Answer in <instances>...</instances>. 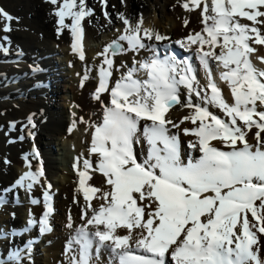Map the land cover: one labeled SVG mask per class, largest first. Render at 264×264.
I'll return each mask as SVG.
<instances>
[{"label":"snow or ice","instance_id":"1","mask_svg":"<svg viewBox=\"0 0 264 264\" xmlns=\"http://www.w3.org/2000/svg\"><path fill=\"white\" fill-rule=\"evenodd\" d=\"M46 2L58 6L54 13L58 18V34L68 29L74 41L72 49L84 60L82 21L92 16L93 10L88 8L86 0ZM102 3L106 7L107 0ZM201 4L202 32L189 34L178 43L181 47L196 46L199 62L207 75L204 88L187 59L180 60L175 55L161 58L158 54L148 61L137 62L138 67L130 68L109 87L113 57L127 50L156 53L145 41L168 39L153 30L142 29V18L141 23L133 26L121 14L124 34L98 53L104 59L95 99L100 100L107 92L110 106L103 105L102 123L93 126L89 151L98 156L96 167L93 169L88 159L83 160L82 170L77 167L79 188L87 207L81 214L85 223L76 229L68 248L75 253L71 264H100L102 252L109 254L110 264H264L261 255L264 111L257 110V105L264 107V71L251 62L250 54L255 49L249 43L264 45V33L257 27L264 25V0H210V4L208 0H190L183 7L193 11ZM0 17L9 22L3 31H11L10 22L14 18L2 10ZM105 17H108L106 11ZM237 17L252 22V26L241 24ZM121 41L126 42L127 49ZM216 48L220 49L218 53ZM7 51L0 45V52ZM213 64L220 70L219 79L230 89L234 100L231 105L216 83ZM140 70L146 79L136 78ZM182 88L186 91L183 103ZM175 105L192 109L181 123L190 120L195 125L183 131L196 137L188 147L200 155L189 156L187 161L182 159L179 138L170 134L168 127L179 125L165 119ZM212 107L228 119L210 111ZM141 121L145 122L143 126ZM29 123H32L31 117ZM253 128L257 130L256 145L247 139ZM213 141H219L228 150L217 148ZM142 143L147 146L146 154L138 155L136 146ZM28 167L31 168L30 162ZM89 170L100 172L111 186L110 191L98 197L104 201L98 209L92 207L91 200L100 189L87 185L91 179ZM43 177L42 167L18 177L0 192V208L8 205V193L24 189L31 194ZM50 190L49 184L43 192L44 211L38 221L34 218L27 221L25 232L37 226L42 235L53 230ZM31 203L36 205L40 201L32 198ZM11 216L14 219L15 213ZM67 227H73L71 216ZM118 228L125 229L127 234H118ZM15 235L14 231L0 230V241H11ZM72 244L78 248L72 249ZM25 249L30 254V241L23 249L9 251L7 260L0 257V264L9 261L20 264L21 252Z\"/></svg>","mask_w":264,"mask_h":264},{"label":"bare ground","instance_id":"2","mask_svg":"<svg viewBox=\"0 0 264 264\" xmlns=\"http://www.w3.org/2000/svg\"><path fill=\"white\" fill-rule=\"evenodd\" d=\"M109 1L108 3L107 0L105 7L102 0H86L88 8L93 10V15L86 17L85 20L82 21L84 33L81 43L85 59L81 60L78 53L76 52V54L73 49V51L70 49L74 41L69 30L63 29L58 34V18L54 14L55 9L58 7L57 5H52L46 2V0H0V10L10 14L14 18L10 22L11 31L4 32L3 29L9 22L0 17V39L5 44L9 43V45L6 44L7 46H4L8 49L7 53L5 55H0V122L5 121L6 125H10L12 129L8 136L11 142L10 148L8 150L4 148L0 154V177L2 176L6 179V183L3 184L6 186L3 187L2 185L0 187V192L12 185L13 182L25 172L29 170L36 171L41 167L44 170V177L42 179L47 178L52 181L55 172L59 173L60 171L56 169L57 163L56 160L52 158L51 148L54 140H59L62 142L60 144H63L62 146L67 153L66 163L69 167L74 168V171L69 170L70 172L64 168L62 176L60 174L58 178V180L65 182V185H62V192L63 198L66 200L65 209L66 211H71L69 212V216H71L73 227L71 229L68 228V231H70L72 235H76V229L84 225L85 221L81 222L79 218V211L81 208L83 210L86 209L87 206V202L84 200L83 193L79 188L77 167L82 170V162L84 159H88L93 164V169L96 167L98 156L90 154L89 151L92 136L94 134L93 126L102 123L105 111L103 105L107 104L110 106L108 103L110 96L107 92L101 95L100 100L95 99V92L99 83V70L104 59V57L98 55V53H102L105 46L118 39L119 35L116 34L118 30H121L120 32L124 34L125 25L119 18L120 15L123 14L129 19L130 23H132L136 17L141 22L142 18L145 29H150L167 36L168 39L163 42L145 41V43L152 45V47L157 50L156 53L162 51L167 53L168 56L174 55L173 50L177 47L176 44L181 46L178 43L179 41L185 40L189 34L201 33L204 27L202 23V13L198 8L193 11L184 9L183 4L189 0H158V3H156L154 7L150 4L149 0ZM208 2H210V0H208ZM132 5H135V8ZM202 5L203 4H201V6ZM105 11L108 13L107 18L105 17ZM151 11L163 15L165 20L171 22V26L169 28H160L159 22L155 17L150 16ZM242 20L244 21L241 24H246L249 27L252 26V22L246 19H241V21ZM185 21H187L186 26ZM65 22L71 24V21L68 19H66ZM257 27L264 33V25H257ZM141 35H143V32ZM5 36L8 37L7 40L3 39ZM97 41H103L104 43L96 46L92 45V42ZM120 43L127 49L126 42L121 41ZM249 43L250 46L255 49V51L250 54L251 62L258 70L264 71V62H261V57H264V45L255 44L251 41ZM52 44L62 48L60 55L55 54V51L51 49ZM181 48L184 49L185 53L180 49L181 57L179 59L184 60L182 56L185 55V59L190 62L194 69L201 88H204L208 82L207 75L199 62L196 46ZM219 51L220 49L216 48V52L218 53ZM141 54V51L134 52L127 50L113 57V74L110 78L109 87L114 86L116 81L124 75L125 70L133 68V66L130 67V65L133 64L134 61H140L143 58ZM55 56H60L63 60L67 61L66 63H69L73 69V74L75 71L76 74H81L80 78L76 77L72 79L73 83L68 89L60 85L61 83L66 85L68 82L66 81L67 77L62 75L63 72H59L54 61ZM153 56L154 54L152 57ZM121 58H123V60H121ZM81 61H83V63H81ZM135 64L137 66L136 62ZM197 65L200 71L196 70L195 67ZM104 67L107 66L104 65ZM213 71L216 74V83L222 90L224 99L230 105L233 104L234 100L230 89L227 84L219 79L220 70L215 68V64H213ZM38 74L40 75L36 76ZM135 75L136 78H141V75L146 78L145 73L142 71H138ZM85 76H87V79H85ZM183 90L182 88V103L186 99V94H183ZM69 92L72 93L70 98H68ZM193 100L196 101V98L193 97ZM101 101H103V104ZM64 104L69 109L71 107L73 108L66 116H64L63 111ZM182 109L181 105H176L169 109L168 113L165 115V119H171L174 124H181L180 132H182L185 127H190V129L195 127L190 120H185L183 123H180L185 116H189L192 113V109L190 108L185 107L183 110ZM210 111L216 113V115L223 119L221 114H224L219 109L212 107ZM29 117H31V124L29 123ZM143 122L144 121H141V126ZM33 124L35 127L32 126ZM171 126L172 125H168V127ZM170 133H173V131H170ZM0 137L3 139V136ZM21 137H23V139H21ZM177 137L179 138L181 148L184 151L188 150L186 155L183 151L185 161H187L189 153H193V155H191L192 157H198L200 155L199 152H194L188 147V143L194 141L196 137L191 135L187 136L183 132L180 134L177 133ZM247 139L250 144H256V140L253 138V129L248 132ZM212 143L221 150H228L219 141H213ZM142 145L144 147L143 150L137 147L138 155L146 154L144 149L147 148V146L143 143ZM10 149L15 150L10 152ZM36 153L39 154L38 157ZM44 156L46 158H44ZM77 156L80 157L79 165H77ZM25 157H27V159H25ZM5 161L9 163H5ZM29 162L31 163L30 169L28 167ZM89 175L91 179L87 181V185L100 189V192L95 193L91 200L92 207L100 206L104 201L98 197H100L103 192L110 191L111 186L107 184V178L100 172L89 170ZM42 186H44V184L35 186L30 197L39 200L40 195L46 190L45 187ZM53 186H57V183L55 182ZM50 194H52L51 196L53 198L55 197L52 204L59 211L60 207L57 205L58 198L56 192L54 193L52 190ZM9 195L11 196L9 197ZM7 199L17 204V202L14 201V192L8 193ZM24 200L25 199L21 197L19 202L22 204ZM73 200H77L76 205L71 203ZM144 203H147V201ZM43 207L44 205L41 201L36 208H32L29 204L14 209L10 205L2 207L0 209H3L5 215L2 216V220L6 217L2 225L5 230H8L5 221L8 222V224H10V221H13L12 226H14L20 225V223L25 224L29 215L30 218L37 219ZM27 209L31 210V214L26 212ZM16 211L19 213V216H15L12 220L11 213ZM63 217L62 221L64 225L67 226L69 217H67V215H63ZM117 232L120 235L127 234L126 230L123 228H118ZM35 233L36 230L30 231L29 235L31 238L36 236ZM54 237V234H52L49 238L43 240V246L46 240L50 241V239ZM62 242V240H58L54 245L52 244L50 248H46L47 245L43 248L42 255L45 256L44 263H51L53 257H57ZM19 243L21 244L22 240L16 239L13 245L19 246ZM67 244L68 243H66V245ZM261 245V249L264 250V236L261 237ZM71 247H73L74 250L78 248L75 244H72ZM71 257L72 254L65 255L62 258L64 264H71ZM20 264L32 263L26 262L21 258ZM34 264L38 263L34 262ZM100 264H110V257L107 252H102Z\"/></svg>","mask_w":264,"mask_h":264},{"label":"rangeland","instance_id":"3","mask_svg":"<svg viewBox=\"0 0 264 264\" xmlns=\"http://www.w3.org/2000/svg\"><path fill=\"white\" fill-rule=\"evenodd\" d=\"M176 1H178V0H176ZM190 1V0H189ZM189 1H187V2H189ZM110 1L108 0V3H109ZM149 2H150V4H152V6L154 7L155 5H156V3H158V0H149ZM209 4H210V2H209ZM17 5V4H16ZM134 8H135V5H132ZM170 8V7H169ZM202 8H203V5L202 6H200V8H198V10H200L201 11V13H202ZM170 10V9H169ZM109 11V10H108ZM150 16H152V17H155V19L159 22V26H160V28H169L170 26H171V22H169L168 20H165V17H163V15H161L160 13H158V12H154V11H151V13H150ZM237 18H239V17H237ZM241 19H243V18H239V21H240V23H242L244 20H242L241 21ZM137 23H141L140 21H139V19H137V17L132 21V25L133 26H135ZM141 28L142 29H145V27H144V25H143V22L141 23ZM121 30H118V32L116 33L117 35H121L122 33L120 32ZM141 34H142V32H141ZM11 40V39H10ZM100 42V43H99ZM104 42L103 41H97V42H92V45H94V46H96V45H99V44H103ZM6 44H8L9 45V43H6ZM5 43H3L2 41H1V39H0V45H3V46H7ZM176 46L177 47H175L176 49H178V50H180V49H182V51H184V49L183 48H181V46H179V45H177L176 44ZM180 47V48H179ZM253 48V47H252ZM51 49H53L55 52V54H58V55H60V52L62 51L61 49L62 48H60L58 45H51ZM70 49L72 50V47H70ZM73 51V50H72ZM141 51V56H143V58L140 60V61H134V63L133 64H131L130 65V67H135L136 66V64H135V62L137 63V62H144V61H148V60H150V58L152 57V55L153 54H158V55H160V57L161 58H163L164 57V55L166 56L167 55V53H164V52H162V51H159L158 53H153V51L151 52V50H140ZM181 51V50H180ZM76 53V52H75ZM160 53V54H159ZM184 53H185V51H184ZM6 53H4V52H0V55H5ZM77 54V53H76ZM150 54V55H149ZM180 57V56H179ZM178 57V58H179ZM121 60H123V58H121ZM54 61H55V63H56V66H57V68H58V70H59V72L61 71V73L63 72V74L62 75H64V76H66L67 78H66V81L68 82V84H66V85H64V84H60L62 87H66L67 89L68 88H70L71 87V84L73 83L72 82V79L73 78H76V77H78V78H80L81 77V74L79 73V74H76V71L74 72V74H73V69H72V67L69 65V63H66L67 61H65V60H63V58L62 57H60V56H55V58H54ZM81 63H83V61H81ZM122 63H124V62H122ZM135 64V65H134ZM81 65V64H80ZM130 67H127V68H130ZM136 67H138V65L136 66ZM126 68V69H127ZM196 70L197 71H200V68H199V66L197 65L196 67ZM69 70V71H68ZM129 69H127V70H125V72H124V74L125 73H127V71H128ZM72 71V72H71ZM142 70H140V72H141ZM143 72V71H142ZM142 74V73H141ZM40 74H38V75H36V76H39ZM143 75V74H142ZM142 75H141V78L142 79H145L144 77H142ZM71 76V77H70ZM70 80V81H69ZM63 81H64V79H63ZM183 94H186V91L185 90H183ZM72 96V93L71 92H69L68 93V98H70ZM194 102H196V101H194ZM68 107L67 106H65V104H64V107H63V111H64V116H66V114L69 112V111H71L73 108L71 107L70 109H67ZM184 109L185 107H182L181 106V109ZM182 109V110H183ZM257 110L258 111H264V107H262V106H260V105H257ZM1 114H2V112H1ZM216 114V113H215ZM218 116V115H217ZM221 117H223V119H225V120H227L228 118L226 117V116H224V115H222L221 114ZM258 119V118H257ZM181 123V122H180ZM143 124H144V122L142 123V126H143ZM177 125H179V127H169V129H170V131H173V133H170V134H174V135H176L177 136V133L178 134H180V133H184V131H182V132H180L181 130H180V126H181V124H177ZM186 128V127H185ZM188 129H190V127L188 128ZM11 127H10V125H6V122L5 121H3V122H0V131H1V133H0V136H3V139L0 137V154H1V151L5 148V150H8L9 148H10V144H11V142H10V140L8 139V136H9V134H10V132H11ZM15 131H16V129H15ZM257 130L255 129V128H253V138H254V140H255V137H254V133L256 132ZM262 136H264V133H262L261 134ZM187 136H189V135H187ZM193 138V137H192ZM187 142V141H186ZM60 143H62V142H60L59 140H57V141H55L54 140V142L52 143V148H51V153H52V158L53 159H55L56 160V169L57 170H59L60 172L59 173H57V172H55V175H54V177H52V181H50V180H48L47 178H44V179H42V181H41V184H44V186H42V187H45L46 188V186L47 185H51V190L50 191H52L53 190V192L55 193L56 192V194H57V198H58V207H60L59 208V211H58V209H56V207L53 205V208L55 209V211H56V213H55V215L53 216H51V225H55V223H56V225H55V228H54V230H53V232L52 233H48V236L46 237L45 236V238H44V240L45 239H47V238H49L52 234H54V238H52V239H50V241H48V240H46L45 242H44V246H43V243H41V242H39L37 245H35L34 246V248H31V250H30V255H29V251H22L21 252V257H23L24 258V260L27 262H29V263H31L32 262V260H33V262H32V264H34V262H37L38 264H64V262H63V260H62V258L65 256V255H68V254H72V255H74L73 253H74V251H68V248H69V245H70V242L73 240V238L75 237V235H72L71 234V232L70 231H68V227L67 226H65L64 225V222L62 221V219L64 218L63 217V215L65 216V215H67V217H69V212H71V211H69V210H67L66 211V209H65V198H63V192H62V185H65V182H62V181H60V180H58V178H59V176H60V174H61V176H62V172L64 171V168H66L68 171L70 170H72V171H74V168L73 167H69V165L66 163V161H67V153H66V150H65V148L62 146L63 144H60ZM256 145V144H255ZM137 147L140 149V150H143V145L141 144V145H138V146H136V151H137ZM146 149L147 148H145L144 149V152L146 151ZM15 150V149H14ZM14 150H12V149H10V152H13ZM183 149L181 148V155H182V159H184L185 160V158L183 157ZM186 152H188V150H185L184 151V154L186 155L187 153ZM138 153V152H137ZM190 154V155H189ZM188 154V156L187 157H189V156H191V155H193V153H189ZM196 157V156H195ZM44 158H46L45 156H44ZM77 158H80V157H78L77 156ZM69 171V172H70ZM43 182V183H42ZM56 182L57 183V186H53V184ZM6 183V179L4 178V177H0V187L3 185V184H5ZM53 183V184H52ZM62 183V184H61ZM6 185H3V187H5ZM36 186H38V185H36ZM55 190V191H54ZM14 193H15V201L17 202V204H14V202L11 200V201H9V203H8V205H10V206H12V208L14 209V208H21V206H25L26 204H29L32 208H36L37 206V204L36 205H34V206H32V203H31V199H32V197H30V194L29 193H27V192H25L24 191V189H16V191H14ZM50 195H52V194H50ZM11 195H9V197H10ZM42 196V197H41ZM21 197H23L25 200H24V202H22V204L19 202L20 201V199H21ZM41 198V199H40ZM40 198H39V201H41V202H43V194L42 195H40ZM54 199H55V197L53 198L52 197V203L54 202ZM10 202H11V204H10ZM73 205H76L77 204V200H73L72 202H71ZM139 203V202H138ZM87 207V206H86ZM100 206H93V208H96V209H98ZM15 210H17V209H15ZM44 210V207L42 208V210L39 212V217H38V219H36L37 221L39 220V218L41 217V213H42V211ZM85 210V209H84ZM82 211H83V209L81 208L80 209V211H79V218L81 219V214H82ZM26 212L28 213V214H31V210H26ZM15 213V216H19V213L16 211V212H14ZM57 214H58V216H57ZM89 215H91V212H89ZM2 216H5L4 215V213H3V209H0V230H5L4 229V227H3V225H2V222H4V220H6V217L4 218V220H2ZM62 217V218H61ZM32 218V217H31ZM55 218V219H54ZM30 219V215H29V218L27 219V221ZM12 220H13V218H12ZM54 220H55V222H54ZM27 221H26V223L24 224V223H20V225H14V226H12V223H13V221H10V224H8V222H6L5 221V224L7 225V227H8V230H5V231H9V232H15V233H17V236L18 235H21L20 237L22 238V241L24 242V244H20L19 243V246H14L13 245V243H14V240H21L20 238L18 239V238H14V237H12L11 238V241H8V240H3V241H0V257H2L3 259H5V260H7V254L9 253V251H11V250H15L16 248H18V247H20L21 245H22V247H21V249H23L24 248V245L25 244H27L29 241H31V238H27V233H30V231L31 230H36V228H37V231H36V236L35 237H37V238H39L40 240H41V238H40V236L38 237L37 235H39V230H38V226L37 227H34V228H31L29 231H27V232H25L24 231V228H25V226L27 225ZM81 222H84V220L83 219H81ZM57 228V229H56ZM35 232V231H34ZM30 236V235H29ZM31 237V236H30ZM35 237H32V238H34V239H32V240H36L37 238H35ZM58 240H62L63 242H62V244H61V246H60V248H59V250H58V254H57V257H53V261L50 263H44V258H45V256H43L42 255V251H43V248L47 245V247L46 248H50L51 246H52V244L54 245L55 244V242H57ZM52 241V242H51ZM66 243H68L67 245H66ZM13 245V246H12ZM14 247H16V248H14ZM72 249H73V247H72ZM104 253V252H103ZM261 253H262V255H264V250L263 249H261ZM66 258V257H65ZM64 258V259H65ZM8 264H11L10 263V261L8 262Z\"/></svg>","mask_w":264,"mask_h":264}]
</instances>
